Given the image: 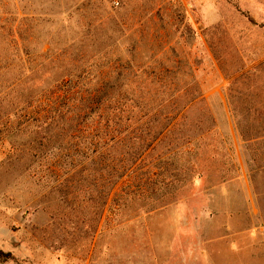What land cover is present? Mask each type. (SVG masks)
<instances>
[{"label": "rangeland", "instance_id": "obj_1", "mask_svg": "<svg viewBox=\"0 0 264 264\" xmlns=\"http://www.w3.org/2000/svg\"><path fill=\"white\" fill-rule=\"evenodd\" d=\"M144 70L200 97L99 206L18 122ZM0 264H264V0H0Z\"/></svg>", "mask_w": 264, "mask_h": 264}, {"label": "trees", "instance_id": "obj_2", "mask_svg": "<svg viewBox=\"0 0 264 264\" xmlns=\"http://www.w3.org/2000/svg\"><path fill=\"white\" fill-rule=\"evenodd\" d=\"M142 74L146 79L134 90L119 76L91 89L82 74L70 75L27 102L26 118L18 122L17 127H30L49 153H63L62 158L72 163L75 158L82 161L81 174L87 171L99 206L108 205L119 181L134 169L143 152L176 124L186 122L187 115L179 110L200 97H181L185 103L179 109L178 100L169 94V80L160 79L155 70Z\"/></svg>", "mask_w": 264, "mask_h": 264}]
</instances>
